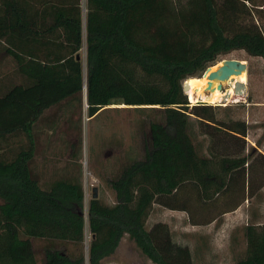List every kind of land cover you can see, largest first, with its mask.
I'll return each mask as SVG.
<instances>
[{"label": "trees", "instance_id": "trees-1", "mask_svg": "<svg viewBox=\"0 0 264 264\" xmlns=\"http://www.w3.org/2000/svg\"><path fill=\"white\" fill-rule=\"evenodd\" d=\"M82 2L0 0V51L18 78L0 94V264H103L124 237L150 264H192L167 224L147 229L153 205L186 211L194 196L210 206L251 197L264 188V156L246 151L244 120L192 105L182 85L235 51L264 62V2L84 0L89 118L115 104L146 115L140 154L107 181L114 203L90 199L86 219L81 183L42 186L31 167L35 125L48 109L79 101L83 89ZM255 154L260 160L250 164ZM243 241L233 264H264V222L247 223Z\"/></svg>", "mask_w": 264, "mask_h": 264}, {"label": "rangeland", "instance_id": "rangeland-1", "mask_svg": "<svg viewBox=\"0 0 264 264\" xmlns=\"http://www.w3.org/2000/svg\"><path fill=\"white\" fill-rule=\"evenodd\" d=\"M253 1L257 4H262L264 2V0ZM82 7L83 17H85L84 0L82 2ZM78 56L82 63L84 83L79 101L69 99L59 106L50 108L35 125L36 152L34 164H32V166H38L36 167V172L40 175L39 180H41V178L44 179V172H48L50 173V181L52 179L56 180L55 178L59 177V180H63L65 177H61L68 175V179L71 183H81L84 193L83 214L86 219L87 204L91 199L93 187L97 188V197L103 202L107 204L114 203V194L107 186V175H109L110 178L117 177L120 174L121 166L126 164L130 158L140 154L141 132L145 128H143L142 125L146 120V115L131 107L115 104L108 108L101 109L95 116L89 118L85 86L86 46L84 25L83 44ZM224 60H236L245 63L246 78L243 82L244 86L238 87L245 88V96L239 97L232 95L227 102L208 104L202 101H195L194 98L190 99L189 96L191 94L188 95V93H186L187 100L189 102L190 99L192 105L206 104L213 107L219 106V109L216 110L218 119H226L229 117L233 120H244L245 123H247L245 140L246 151L249 152L251 149H254L250 145L251 142L254 145L258 143L261 151L264 153V62L260 58L247 56L243 51L232 52L225 56ZM219 64L220 62L216 67H218ZM190 79L196 80L198 78ZM227 89L228 87H224L223 93H225ZM224 107H227L228 110L225 111L223 109ZM21 143H23V140L19 138L16 143L10 142L9 146L12 149L15 145L18 146L21 145ZM43 157L54 158V162L52 163L54 170L50 169V167H48V169H43L46 167L45 163L40 165ZM255 160H260L258 154H255L252 157V161L249 163L253 164ZM34 167H32V170ZM257 180L258 178L256 177V181ZM259 192V194L262 192L264 194L263 190ZM262 198L263 197H261V199ZM254 199L256 198L249 197L248 200V206L252 209L257 207L258 200ZM260 207V212L264 214V205ZM244 211L245 212L240 217L243 223L249 213L248 208L247 211ZM197 215L194 218H198ZM213 217L216 218V220L212 222V225L195 227L198 230L195 232L196 229L187 225V220H185L187 226H181V213L168 211L165 214H157V212L151 209L146 221V227L149 229L156 223H166L171 231L173 241L177 244L189 246L192 264H233L237 258L233 256L231 249V230L234 231L240 228L241 225H234V229L230 217L227 216L225 220L226 223L230 225L226 227L228 232L223 237L216 238L213 236L212 230L223 222L224 219L221 216ZM187 219L190 220V216H188ZM183 230H186L187 233H183ZM236 234H238V230ZM180 235H182L183 238H181ZM238 237L241 241V235L238 234ZM89 240L90 234L86 226L83 242L85 254ZM201 243L204 244V246L202 245L203 252H198L196 246H199ZM67 249L69 251L74 250L70 245L66 248L65 246L61 248L63 251ZM33 250L39 263L43 258L41 243L34 242ZM240 252L241 249L236 251V254L240 256ZM109 260L113 262L116 261L119 264H150L135 249L127 237L122 238L117 251Z\"/></svg>", "mask_w": 264, "mask_h": 264}, {"label": "crops", "instance_id": "crops-1", "mask_svg": "<svg viewBox=\"0 0 264 264\" xmlns=\"http://www.w3.org/2000/svg\"><path fill=\"white\" fill-rule=\"evenodd\" d=\"M83 25L85 27V17H83ZM14 72H15L14 63L10 60L9 57L5 56L4 53H2V51H0V94L4 90V86L7 84V81H9V83L18 82V78H15L17 76H14V75L12 76L11 75ZM48 111H49V109L47 111H45L43 113V115H45V113H47ZM244 140H246V137L244 138ZM250 145H251V147L256 149L259 154L264 156V153L261 151L260 145L258 143L256 145H254V144H252L250 142ZM35 152H36V150H35ZM34 159H35V155H34L32 164H34ZM53 160H54V158H52V157L51 158L43 157L40 165L45 163L46 167H44L43 169H48V167H50V169L54 170V167L52 166V163L54 162ZM32 164H31V167H34V166H32ZM36 167H38V166H35L33 168V172H34V174L36 176V179L38 180L39 184L47 186V185H50V184H52V183H54V182H56V181H58L60 179V177H59V178H55L56 180L52 179L50 181V173L44 172V179L41 178V180H39L40 179V175L38 174V172H36ZM107 176L106 177L108 178V180L111 179L109 177V175H107ZM64 177H65V179H68V175H65V176H63L61 178H64ZM261 190L264 191V188H258L255 191V193L250 197V198L255 197L256 199H254V200H258L257 201V207L253 208V209L248 206V200H249L248 196L244 197L243 199L239 198V199L231 202L227 206L224 204L226 202V200H224V198H218L217 200H213V205L210 206L208 202L203 201V200H198L196 198V196H194V197H191V199L189 200V202H188L189 203V205H188L189 209H187L186 211H182V210L173 211V210H169L167 208L161 207L159 205H153L152 210L157 212V214H159V213L165 214L168 211L181 213L182 214V224H181V226L185 227V226L188 225V226L192 227L193 229H196L195 227L202 226V225H198L197 222H200V219L205 217V216L207 218L208 217L210 218V217H213V216H221L224 219L223 222H221L218 226L215 227V229L212 230L213 236H215L216 238L217 237H223L228 232L226 230V227L230 226V225L228 223H226L225 218L227 216H229L231 221H232V224H233L232 227L233 228L235 227L234 225H238V224L241 225V226L239 225L240 228H238V229H236L234 231L231 230L232 231L231 232V235H232V246H231V249H232V252H233V256L235 258H237V257H239V255L236 254V251H238L240 249H241V251H243L244 250V245H245L244 241H243V227L247 223L260 224V223L264 222V214L262 212H260V208H261L260 206L264 205V194H263V192L261 194H259L260 193L259 191H261ZM97 195H98V193H97ZM261 197H263V198L261 199ZM247 208H248V212L249 213H248V216H246L245 222L243 223L240 217L245 212L244 210L247 211ZM196 215H197L198 218H194V217H196ZM188 216H190L195 222L191 223L187 219ZM185 220H187V225L185 224ZM212 222H214V221H212ZM212 222L207 224V225H212L213 224ZM237 230H238V234L241 235V241L239 240L238 234H236ZM183 231H184L183 233H185V234L187 233L186 230H183ZM196 231H198V230L196 229L195 232ZM208 233H210V232H208ZM180 237L183 238L182 235H180ZM202 239H204V238H202ZM234 242H236V243H234ZM203 243H201L199 246L195 245L196 248H198V252H203L202 251L203 250V246H204ZM179 245H181V244H179ZM182 246H186V247L189 248V246H187V245H182ZM103 264H119V263L116 262V261L113 262L111 260H108L107 262H104Z\"/></svg>", "mask_w": 264, "mask_h": 264}, {"label": "bare ground", "instance_id": "bare-ground-1", "mask_svg": "<svg viewBox=\"0 0 264 264\" xmlns=\"http://www.w3.org/2000/svg\"><path fill=\"white\" fill-rule=\"evenodd\" d=\"M245 78L246 66L243 61L224 60L218 67L208 69L201 78L186 80V91L188 95L191 94L190 99L194 98L195 101L208 104L227 102L232 95L245 96V88H238L244 86ZM219 85L228 87L227 91L223 93L218 90Z\"/></svg>", "mask_w": 264, "mask_h": 264}, {"label": "water", "instance_id": "water-1", "mask_svg": "<svg viewBox=\"0 0 264 264\" xmlns=\"http://www.w3.org/2000/svg\"><path fill=\"white\" fill-rule=\"evenodd\" d=\"M76 60L78 61L79 60V56L77 55L76 56ZM224 61V60H223ZM211 67H209V68H207L206 70H205V72L208 70V69H210ZM204 72V73H205ZM203 73V74H204ZM203 76V75H202ZM201 76V77H202ZM200 77V78H201ZM186 82V81H185ZM185 82L183 83V85H182V89H183V92L186 94L187 93V87H186V85H185ZM210 86V85H209ZM217 88H218V90H220L221 92H223V90H224V87L222 86V85H219V86H217ZM187 95V94H186ZM97 188H95V187H93L92 188V196H91V199H97Z\"/></svg>", "mask_w": 264, "mask_h": 264}, {"label": "built area", "instance_id": "built-area-1", "mask_svg": "<svg viewBox=\"0 0 264 264\" xmlns=\"http://www.w3.org/2000/svg\"><path fill=\"white\" fill-rule=\"evenodd\" d=\"M189 102L191 103V100L189 99Z\"/></svg>", "mask_w": 264, "mask_h": 264}]
</instances>
